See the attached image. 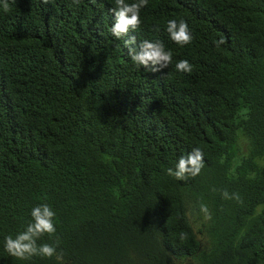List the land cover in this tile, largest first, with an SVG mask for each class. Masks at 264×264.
I'll return each mask as SVG.
<instances>
[{
	"label": "trees",
	"instance_id": "obj_1",
	"mask_svg": "<svg viewBox=\"0 0 264 264\" xmlns=\"http://www.w3.org/2000/svg\"><path fill=\"white\" fill-rule=\"evenodd\" d=\"M8 3L0 264H264V0H148L128 36L173 51L163 74L134 64L127 37L112 36L113 0ZM180 18L194 37L183 47L166 31ZM180 59L190 74L176 70ZM194 147L201 173L168 175ZM41 203L57 231L38 243L58 238L62 262L5 251Z\"/></svg>",
	"mask_w": 264,
	"mask_h": 264
},
{
	"label": "clouds",
	"instance_id": "obj_2",
	"mask_svg": "<svg viewBox=\"0 0 264 264\" xmlns=\"http://www.w3.org/2000/svg\"><path fill=\"white\" fill-rule=\"evenodd\" d=\"M14 2V0H13ZM45 3L48 0H44ZM79 5L80 0H74ZM114 6L110 9L115 22L111 26V34L116 39H124V45L128 50V56L137 66H142L145 70L152 73L163 74L173 61V51L166 48L165 43L161 40H142L137 41L135 35L128 36L129 30L139 29L141 21V10L148 5V0H113ZM3 10L9 12L10 6L8 0H3ZM155 31H159V26H154ZM166 31L170 39L180 45L190 44L194 37L188 22L180 18L170 19L166 24ZM215 47L219 49L227 43V39L221 36L213 41ZM175 68L179 72L191 73L193 65L187 59H180ZM205 167L204 152L200 147H194L187 155H181L175 167H169L167 174L173 176L178 181H184L189 177L198 176ZM224 199H235L242 202L239 193H229L226 189L221 192ZM201 211L205 214L206 219H211V213L206 205L201 204ZM31 222L27 223L24 229L15 236L9 234L4 238L5 251L17 259L28 260L33 256L43 258L55 257L58 262L63 261V253H57L59 239L53 243H38L41 237L46 234L51 237L56 234L55 217L56 212L48 203L37 204L31 209ZM185 235L181 234V239Z\"/></svg>",
	"mask_w": 264,
	"mask_h": 264
}]
</instances>
